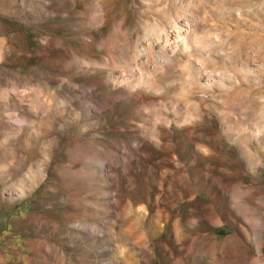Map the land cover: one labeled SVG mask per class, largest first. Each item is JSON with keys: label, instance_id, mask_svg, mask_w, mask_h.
I'll return each instance as SVG.
<instances>
[{"label": "rangeland", "instance_id": "374dc122", "mask_svg": "<svg viewBox=\"0 0 264 264\" xmlns=\"http://www.w3.org/2000/svg\"><path fill=\"white\" fill-rule=\"evenodd\" d=\"M0 41V264L264 263V0H0Z\"/></svg>", "mask_w": 264, "mask_h": 264}, {"label": "bare ground", "instance_id": "6f19581e", "mask_svg": "<svg viewBox=\"0 0 264 264\" xmlns=\"http://www.w3.org/2000/svg\"><path fill=\"white\" fill-rule=\"evenodd\" d=\"M97 4H98L99 7H101V5H102L101 1H97ZM99 14L100 13L96 12L94 14L95 15L94 19H98L97 23H99V25H102L104 21L102 20V17L100 16L101 14L100 15ZM119 26H120V24H119ZM190 32H191V29H190V26H188V24L180 25L178 23H175L174 25L169 27L168 31L161 32V35L159 37H157L159 39H157L153 43V47L151 46V48H154L155 46L160 48V52H159V57L160 58H158L156 60L155 64H153V62H152V58H153V54H152V51H151L152 49L150 50V48H149L148 50H141L140 53L137 54V57H140V55H141L144 58V63L142 65L143 70L142 71H134L133 70L132 74H130V76L122 75L121 78H119V80L126 81L127 82L126 87H128V88L135 87L134 82H135V78L136 77H139V79H141V80L144 79V78L148 79L149 76H150V70L151 69L152 70H158L159 66H164L166 64V61H167L166 52L168 50L169 51L170 50L174 51V50H177L179 48V45H184V46H187L185 48H187V50L190 51L192 49L191 46L193 47V45H194V44L190 45V37H189ZM91 39H92V41L94 43L95 42L94 36H92ZM114 80L118 81V79H114ZM129 211H130V209H129ZM125 214L129 215V212L126 213V210H125ZM133 225H138V227H141V225L138 222L133 224ZM130 227H132V226H130ZM175 227H176V231H177V237L179 239H181L182 236H183L182 234L184 232H182V229L180 228V225L177 224ZM135 230H137V229H135ZM145 234L146 233H143L142 235H145Z\"/></svg>", "mask_w": 264, "mask_h": 264}]
</instances>
